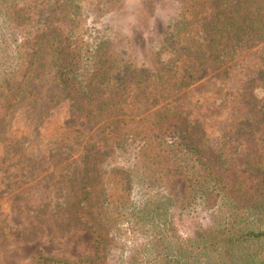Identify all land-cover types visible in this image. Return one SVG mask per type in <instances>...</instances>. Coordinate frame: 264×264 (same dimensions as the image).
<instances>
[{"label": "trees", "instance_id": "1", "mask_svg": "<svg viewBox=\"0 0 264 264\" xmlns=\"http://www.w3.org/2000/svg\"><path fill=\"white\" fill-rule=\"evenodd\" d=\"M119 1L0 0V172L27 165L34 173L39 164L27 163L32 147L10 137L8 126L17 109L33 105L45 50L70 118L91 121L100 133L63 176L71 194L55 222L61 238L75 224L88 230L93 250L76 260L43 255L35 264H109L111 250H118L116 264H264V0H182L153 52L158 71L123 61L78 33L82 6L107 11ZM257 46L261 69L250 83L262 95L240 98L242 114L219 134L240 150L243 164L236 166L207 139L206 118L183 111L196 74L222 79ZM168 173L187 182L178 214L194 216L186 235L178 233L172 202L148 196L164 188ZM136 186L148 197L140 208L131 203ZM199 209L209 215L207 224L195 220ZM128 221L130 229L123 227Z\"/></svg>", "mask_w": 264, "mask_h": 264}, {"label": "rangeland", "instance_id": "2", "mask_svg": "<svg viewBox=\"0 0 264 264\" xmlns=\"http://www.w3.org/2000/svg\"><path fill=\"white\" fill-rule=\"evenodd\" d=\"M181 1L120 0L117 8L107 11L96 10L95 3L86 4L81 8L82 21L78 33L83 38L103 42L111 55L123 61L158 71L159 63L153 52L169 32L171 16ZM260 47L242 53L222 79H210L211 75L205 70L196 74L189 87L191 98L183 111L184 116L192 114L193 118H206L207 139L211 145L222 149L228 164L236 166L243 164L240 150L229 138L221 140L219 134L226 130L230 119L242 114L243 104L237 103L240 98L251 101L262 95L261 87L250 83L261 69ZM42 55L44 73L31 88L33 105L30 111L17 109L8 126L10 137L32 147L27 163L35 161L39 164L34 173L28 170L27 165L23 172H0V264H35L43 255L76 260L93 250L94 235L88 230L75 224L74 229L61 238L56 233L55 222L63 216L59 207L66 204L71 194L67 184L63 183V176L79 166L84 145L93 143L100 136L99 128L91 121L79 120L77 115L70 118L50 53L45 50ZM156 109L149 108L150 112ZM126 112L138 110L126 108ZM140 112L142 110H139V115ZM4 152L0 146V161ZM120 163L123 164V160L120 159ZM159 194L172 202L169 211L175 213L173 221L178 233L188 234L194 216L178 218L179 207L187 196L186 180L179 175L166 174L164 188L150 191L148 196L156 198ZM145 198H148L145 190L136 186L131 195L133 207H142ZM195 215V220L208 223L206 211L199 209ZM131 225L128 221L123 227L130 229ZM17 234L28 239L22 240ZM29 234L36 239L31 240ZM126 244L129 245L130 241L127 240ZM117 256L118 250H111L109 264H116Z\"/></svg>", "mask_w": 264, "mask_h": 264}]
</instances>
